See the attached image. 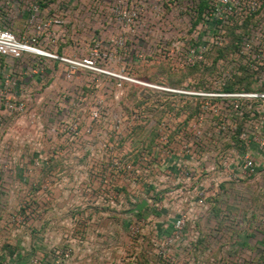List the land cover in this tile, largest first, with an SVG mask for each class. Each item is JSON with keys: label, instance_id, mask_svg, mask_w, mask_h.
<instances>
[{"label": "built area", "instance_id": "obj_1", "mask_svg": "<svg viewBox=\"0 0 264 264\" xmlns=\"http://www.w3.org/2000/svg\"><path fill=\"white\" fill-rule=\"evenodd\" d=\"M92 25L99 29L100 36L90 42L96 48L72 61L73 35H86ZM101 56L161 61L164 72L179 83H139L170 99L143 101L133 115L114 117L110 132H98V144L109 157L93 200L123 201L131 205L128 211L143 202L138 212L127 214L162 221L153 227L165 235L156 245L161 261L172 263L175 253L184 251L192 254V264H252L230 256L245 250L246 238L234 248L233 241L226 247L203 241L213 234L206 223L226 218L218 210L230 204L231 190L263 178L264 0L0 1V190L8 173L17 169L14 187L28 183L37 191V201L39 170L53 171L56 165L53 158L43 166L40 161L45 151L41 138L54 132L40 122V79L53 75L60 64L112 76L97 67ZM200 73L206 75L201 82ZM243 75L252 77L247 90H225ZM135 128L142 130L139 141ZM52 141L50 137L49 150L56 154ZM262 185L256 198L260 210L249 214L255 220L253 231L264 227ZM29 198L35 202L30 196L18 202L27 204ZM245 217L240 214L249 220ZM15 219L23 220V215ZM145 245L153 248V239ZM214 251L222 255L214 257ZM51 264L59 263L52 259Z\"/></svg>", "mask_w": 264, "mask_h": 264}, {"label": "rangeland", "instance_id": "obj_2", "mask_svg": "<svg viewBox=\"0 0 264 264\" xmlns=\"http://www.w3.org/2000/svg\"><path fill=\"white\" fill-rule=\"evenodd\" d=\"M97 30L98 27L92 25L86 35H80L79 31L73 35L72 61L91 55L96 44L90 42L100 36ZM160 62L109 60L101 56L95 60L97 67L112 72V76L60 64L53 75L41 77L40 122L54 129L50 136L51 147L58 152L51 154L50 137H42L41 149L45 151L40 154V161L42 164L53 158L50 160L56 165L53 171L51 167L39 170L37 201V191L28 183L14 187L17 169L8 173L6 187L0 190L1 264H51L52 259L59 264H192V254L184 251L176 252L172 263L161 261L156 245L165 235L156 234L153 228L161 224L160 219L147 221L146 214L142 213L128 215L132 207L123 201L122 204H101L93 200L102 169L108 167L105 158L109 157L108 150L98 144V132H110L108 127L114 117L133 115L143 101L170 99L139 84L168 85L166 76L156 71ZM67 70L69 77L65 74ZM171 78L173 82L177 79L176 76ZM93 113L101 120L94 121ZM141 131V128L134 129L136 141L141 140ZM82 154L87 156L82 157ZM108 179L109 182L111 177ZM260 184H263L260 188L264 187V174L260 182L231 190L227 195L230 204H221L218 210L227 214L226 218L206 223L213 234L204 243L214 240L226 247L233 241L234 248L236 242L245 240L248 232L245 250L234 251L230 256L239 255L252 264L263 260L264 229L253 231L255 220L249 216L260 210L256 201ZM27 196L34 197L35 202L31 203L29 198L27 204H19L18 200ZM240 214H247L245 218L249 220H242ZM16 215H23V220H16ZM224 221L229 226H224ZM167 225L168 221H164L163 226ZM220 229L224 234H219ZM149 238L153 239V248L145 245ZM212 254L214 257L222 255L221 251Z\"/></svg>", "mask_w": 264, "mask_h": 264}, {"label": "trees", "instance_id": "obj_3", "mask_svg": "<svg viewBox=\"0 0 264 264\" xmlns=\"http://www.w3.org/2000/svg\"><path fill=\"white\" fill-rule=\"evenodd\" d=\"M219 53L222 54V52H220V51H219ZM163 69H164L163 66L160 65L159 67H157L156 71L158 72V74L166 76L167 84L172 85V84L179 83L178 79H176V81L174 80L175 82H173L172 81L173 79L171 77H174V76L166 74ZM192 71L193 70H190L188 72L190 74L189 76H192V74H193ZM208 74H209V72L207 73V75ZM205 76H206L205 73H200L199 74V78H198L199 82H201L202 79H204ZM251 78L252 77L249 76V75H243L241 77H234L235 80L233 82H231L229 85H227L225 90H233V89H235L236 87H239V86H243V88L245 90H247V88L249 86L248 84L250 83V79ZM214 213H216V214H214V216H216L217 215V210L216 209H214ZM263 229H264V227H263ZM247 235L245 236V238H247ZM244 246L247 247L246 243H244Z\"/></svg>", "mask_w": 264, "mask_h": 264}, {"label": "water", "instance_id": "obj_4", "mask_svg": "<svg viewBox=\"0 0 264 264\" xmlns=\"http://www.w3.org/2000/svg\"><path fill=\"white\" fill-rule=\"evenodd\" d=\"M143 205H144L143 202L140 203V204H137V205L135 206V208H133L132 210L128 211V214H132V213L138 212V211L141 209V207H142Z\"/></svg>", "mask_w": 264, "mask_h": 264}, {"label": "crops", "instance_id": "obj_5", "mask_svg": "<svg viewBox=\"0 0 264 264\" xmlns=\"http://www.w3.org/2000/svg\"><path fill=\"white\" fill-rule=\"evenodd\" d=\"M0 1H4V0H0Z\"/></svg>", "mask_w": 264, "mask_h": 264}]
</instances>
